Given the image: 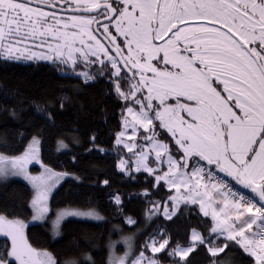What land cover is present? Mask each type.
Returning <instances> with one entry per match:
<instances>
[{"label":"snow or ice","instance_id":"1","mask_svg":"<svg viewBox=\"0 0 264 264\" xmlns=\"http://www.w3.org/2000/svg\"><path fill=\"white\" fill-rule=\"evenodd\" d=\"M31 5L32 0H0V58L51 61L65 66L66 78L86 85L105 81L108 94L123 102V126L114 136L128 158L121 156L117 167L129 176L133 166L136 172L143 169L155 178L153 187L174 190L160 200L143 191L150 205L146 222L161 215L171 222L198 205L196 226L186 240L157 225L138 255L131 237H123L128 250L121 256L110 239L107 264H161L145 255L149 249L166 251L174 264H190L191 254L201 247L210 257H228L215 264H236L234 249L246 254L247 264H264V0H40ZM28 40H39V47L50 51H30ZM66 100L32 98L30 105L46 125H54L55 104L62 111ZM8 111L18 117L15 108ZM45 131L44 126L35 129L23 151L7 142L0 151V182L22 176L31 184L30 199L21 198L15 207L0 203V264H97L87 249L60 261L29 243L25 230L35 221L47 223L53 188L65 177L81 180L46 165L40 176L30 174L29 164L40 162ZM25 135L16 133L17 144ZM68 138L80 143L77 136ZM96 141L93 135L90 143ZM60 150H71L64 138L57 139ZM217 170L250 191L233 190L218 180ZM100 183L110 186L107 179ZM110 196L122 213L118 192ZM68 216L103 220L91 200L82 209L57 211L54 237ZM125 221L138 223L131 216Z\"/></svg>","mask_w":264,"mask_h":264},{"label":"trees","instance_id":"2","mask_svg":"<svg viewBox=\"0 0 264 264\" xmlns=\"http://www.w3.org/2000/svg\"><path fill=\"white\" fill-rule=\"evenodd\" d=\"M60 65L47 61H14L0 58V151H4V143L14 145L23 151L35 129L46 128L43 143L40 146V158L43 163L56 170L76 173L81 177L76 181L71 177L65 178L53 191L49 200V209L53 214L56 208L80 207L84 208L87 201L103 216L102 221L67 219L62 223L61 235L52 239L49 223H33L25 232L29 243L33 247L46 249L56 259L63 261L79 255V251L87 249L93 253L97 264H107V242L118 238L121 234H129L134 238L136 250L142 248L147 237L157 225L165 226L171 235L184 241L192 227L196 226L198 205L183 217L169 222L161 215L154 222L145 221V210L150 207L142 195L147 189L152 192V200H160L166 192V185L159 188L155 178L141 170L133 169L129 176L117 168V161L123 155L127 156V149L115 146L114 133L120 131L122 101L108 94V86L103 79L96 83L84 84L80 79L64 75ZM67 96L64 109L55 104V124L46 125L42 114L36 113L31 107L32 98L47 97L53 100ZM23 103H19V101ZM15 108L18 117L13 118L9 109ZM17 132H24L23 144H17ZM77 136L80 143L74 144L68 138ZM97 137L96 145L90 143V138ZM64 138L71 150L57 151V139ZM98 148L107 149L100 152ZM89 149H92L89 151ZM119 152V156L117 155ZM15 154V153H9ZM73 157H76L73 161ZM166 168V166H165ZM108 180L110 186L103 185ZM163 184V181H161ZM157 188L159 190L157 191ZM30 186L19 178H9L0 182V203L15 207L21 203V198L30 199ZM118 192L121 197L123 212L112 201L110 193ZM183 208V205L181 206ZM24 211L31 216V209L24 204ZM131 216L138 223L133 226L125 221ZM200 216L203 218L202 213ZM211 221L210 217L203 218ZM191 221V223H189ZM86 239L90 243L86 244ZM4 238L0 237V244ZM77 245L79 247H77ZM96 247L93 248L92 246ZM118 250L122 247L119 245ZM227 251V250H226ZM242 250H232V257L236 264H247ZM162 259L172 258L162 250ZM221 253L217 257H210V253L201 247L190 256V264H208L212 261L227 259Z\"/></svg>","mask_w":264,"mask_h":264},{"label":"rangeland","instance_id":"3","mask_svg":"<svg viewBox=\"0 0 264 264\" xmlns=\"http://www.w3.org/2000/svg\"><path fill=\"white\" fill-rule=\"evenodd\" d=\"M36 1H40V0H36ZM19 2H23V0H19ZM31 6L35 7L36 5L32 4ZM44 10H45V11H49V12L53 11L52 9H49V8H44ZM59 14L67 17V16L72 15L73 13L60 12ZM49 23H51V21H49ZM46 39H47L49 42L55 43V41H53L51 37H48V38H46ZM24 43H26V44L28 45L30 51L41 52V53H48V52L50 51L47 47H44V48L39 47V40H35V41H34V40H28V41H26V42H24ZM19 46L23 47V43H22L21 45H19ZM14 61L28 62V61H46V60H39V59L27 60V59H24V58L22 57L20 60H14ZM47 62H51V61H47ZM60 66L62 67V69H63L64 71L66 70L64 65L60 64ZM81 70H82V69L78 68V69H77V72H79V71H81ZM121 125H122V118H121ZM122 126H123V125H122ZM121 129H122V127H121ZM121 129H120V130H121ZM129 134H130V133H129ZM126 138H127V137H126ZM30 139H31V138H30ZM138 139H140V138L138 137ZM27 143H28V142H27ZM26 145H27V144H26ZM121 146H122V145H121ZM123 157H124L125 159L128 158L126 155H123ZM133 159H134V157H133ZM39 161H40L39 163L36 162V161H33V162H32L31 164H29V166H28V168H29V172H30V174L33 175V176H40L42 173H44V167H42L41 165H46L47 167L53 169L55 172H66V171H63V170H56V169L50 167L49 165L43 163L42 160H41V158H40V150H39ZM117 163H118V161H117ZM152 166H153V167H156V165H152ZM165 166H166V165H165ZM117 168H118V167H117ZM118 169H119V168H118ZM133 169H135V166H133ZM119 170H120V169H119ZM142 170H143V169H142ZM143 171H144V170H143ZM165 171H167V167L165 168ZM10 178H19V179L25 181V182L30 186V188H31V184H30L27 180H25L24 177H22V176H13V177H10ZM65 178H67V177H65ZM63 180H64V179H63ZM63 180H61L60 183H61ZM60 183H59V184H60ZM59 184H57L56 187L53 188L52 193H53V191L59 186ZM166 187H167V185H166ZM167 189H168V187H167ZM245 191L248 192V191H250V190H245ZM52 193H51L50 196H49V200H50V197H51ZM49 200H48V207H49ZM65 209H67V210H74V209H82V208H80V207H60V208H56V209L54 210L53 214H51V211H50V209H49L47 222L49 223V227H48V228H49V232H50V235H51L52 239H58V238L60 237V235H61V234H60V235L55 236V237L53 236V232H52V221L55 219V214H56L57 211L65 210ZM99 213H100V212H99ZM100 215H101V216L103 217V219H104V216H103L101 213H100ZM30 218H31V216L29 217V219H30ZM67 219H79V220H90V221H102V220L86 219V218H83V217L68 216V217H65L64 220L61 222V226H62V223H63L64 221H66ZM33 223H42V222H41V221H35V222H33ZM61 226H60V228H61ZM123 237H131V240L129 241V243L132 245V251H133V253H134L135 255H138L139 252L141 251V248L139 249V251L136 250V245H135V242H134V238H133L132 235H129V234H121L118 238H116V239H114V240H111V241H115V242H117L116 245H115V252H116V254L122 256V255L125 253V251L128 250V249L126 248V245H125V243H124V240L122 239ZM108 244H109V241L107 242V252H108ZM119 245L122 247V250H121V251L118 250V246H119ZM9 246H10V241H9ZM37 249H41V248H37ZM43 250H46V249H43ZM47 251H48V250H47ZM165 254H167L166 251H165ZM108 255H109V252L107 253V260H108ZM135 255H133L132 258H135ZM145 255H146V256H149V257H153V256H154L156 259H158V260L161 261V264H174L173 258H172L171 260L162 259L159 253L153 254V253L151 252L150 249L147 250V251L145 252ZM129 264H131V261H129ZM208 264H215V261H212L211 263H208Z\"/></svg>","mask_w":264,"mask_h":264},{"label":"built area","instance_id":"4","mask_svg":"<svg viewBox=\"0 0 264 264\" xmlns=\"http://www.w3.org/2000/svg\"><path fill=\"white\" fill-rule=\"evenodd\" d=\"M217 178L218 180H223L225 182V184L227 186H231L233 190L239 189L241 190L239 187H237L232 181H230L226 176H224L221 172H219L217 170ZM225 190H227V188H225ZM243 191V190H241ZM246 192V191H245Z\"/></svg>","mask_w":264,"mask_h":264},{"label":"crops","instance_id":"5","mask_svg":"<svg viewBox=\"0 0 264 264\" xmlns=\"http://www.w3.org/2000/svg\"><path fill=\"white\" fill-rule=\"evenodd\" d=\"M219 171V170H218ZM224 176H226L230 181H232L237 187H239L241 190L245 191L246 189L243 188L242 185H239L235 180L234 178L230 177L227 175V173H223L221 172Z\"/></svg>","mask_w":264,"mask_h":264},{"label":"water","instance_id":"6","mask_svg":"<svg viewBox=\"0 0 264 264\" xmlns=\"http://www.w3.org/2000/svg\"><path fill=\"white\" fill-rule=\"evenodd\" d=\"M38 2H40V1L32 0V4H34L36 6H37ZM45 8H49V7H45ZM49 9H51V8H49ZM67 13H71V12H67ZM93 27H95V25H93Z\"/></svg>","mask_w":264,"mask_h":264},{"label":"flooded vegetation","instance_id":"7","mask_svg":"<svg viewBox=\"0 0 264 264\" xmlns=\"http://www.w3.org/2000/svg\"><path fill=\"white\" fill-rule=\"evenodd\" d=\"M251 46V45H250Z\"/></svg>","mask_w":264,"mask_h":264}]
</instances>
